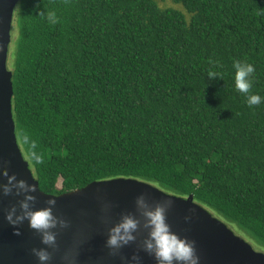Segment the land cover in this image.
Here are the masks:
<instances>
[{
	"label": "trees",
	"instance_id": "1",
	"mask_svg": "<svg viewBox=\"0 0 264 264\" xmlns=\"http://www.w3.org/2000/svg\"><path fill=\"white\" fill-rule=\"evenodd\" d=\"M165 1L20 0L8 59L18 145L46 194L146 182L193 196L264 251V103L248 106L233 69L252 64L249 94L264 97V0Z\"/></svg>",
	"mask_w": 264,
	"mask_h": 264
},
{
	"label": "water",
	"instance_id": "2",
	"mask_svg": "<svg viewBox=\"0 0 264 264\" xmlns=\"http://www.w3.org/2000/svg\"><path fill=\"white\" fill-rule=\"evenodd\" d=\"M19 1L0 0V186L7 183L3 175L5 169L17 180L34 185L37 191L30 193L36 197L33 208L47 207V200L55 199L53 214L67 221L68 227L53 229L55 248L42 244L40 234L28 226L27 220L18 225L20 234L17 235L5 215L13 207L19 214L24 194L17 195L13 189L4 195L0 187V264H40L33 254L34 248H47L51 254L47 264H137L133 256H139V264H157L154 255L143 247L149 230L143 226L144 218L136 207L140 196L152 208L157 204L166 207L171 231L195 242L199 264H264V252L256 251L226 223L195 203L193 196L177 197L133 179L95 182L60 196L40 190L18 145L13 118V73L8 68V59ZM125 214L140 220L135 240L119 249H111L106 245L109 229Z\"/></svg>",
	"mask_w": 264,
	"mask_h": 264
},
{
	"label": "clouds",
	"instance_id": "3",
	"mask_svg": "<svg viewBox=\"0 0 264 264\" xmlns=\"http://www.w3.org/2000/svg\"><path fill=\"white\" fill-rule=\"evenodd\" d=\"M47 19L50 23L57 22L54 12L48 13ZM234 83L237 92L245 94L248 106H255L264 103V97L257 94H249L252 87V75L255 68L252 64L241 61H234ZM218 76L215 72H210L209 79H216ZM22 140L26 145L29 158L36 165L43 163L42 155L36 151V142L28 135L23 134ZM3 175L7 178V183L2 187L4 195L10 194L13 189L16 194H24V199L20 201V212L13 207L9 210L5 219L16 229L19 235L18 225L25 220L28 226L40 234L41 243L55 248L56 233L53 229L58 226L60 228L68 227V222L58 218L53 214V208L56 205L55 199L47 200V207L34 209L33 203L36 197L31 195L37 191L34 185L28 184L25 180H17L15 175H9L7 170L3 171ZM110 181V180H109ZM136 207L144 218V227L149 230L148 238L144 241V250L154 255L157 264H199V257L195 252V242L187 238H181L171 231L170 225L167 223L166 207L157 204L154 208L150 207L143 196L136 199ZM187 220L188 217H185ZM140 226V220L132 214L122 215L120 221L109 229L106 245L111 249H119L129 242L135 240L134 233ZM33 254L38 258L40 264H47L51 259V254L47 248L33 249ZM132 259L139 264V256H133Z\"/></svg>",
	"mask_w": 264,
	"mask_h": 264
},
{
	"label": "rangeland",
	"instance_id": "4",
	"mask_svg": "<svg viewBox=\"0 0 264 264\" xmlns=\"http://www.w3.org/2000/svg\"><path fill=\"white\" fill-rule=\"evenodd\" d=\"M160 5H161L162 7H172V6H174V5L172 4L171 0H166L165 2H161ZM10 46H11V45H10ZM8 66H9V65H8ZM236 233H237V235L240 234V233H238V232H236ZM239 236H240V235H239ZM243 236H244V237H243ZM243 236H241V237H243L247 242H249V243L253 246V248H254L256 251H258V252H264L262 249L258 248L256 244L252 243L253 241H252L251 239H249V238H248L247 236H245V235H243Z\"/></svg>",
	"mask_w": 264,
	"mask_h": 264
}]
</instances>
